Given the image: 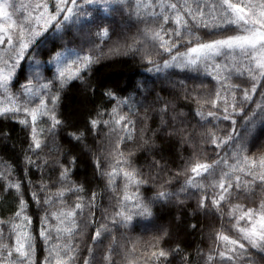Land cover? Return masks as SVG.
Listing matches in <instances>:
<instances>
[{"label": "snow or ice", "instance_id": "snow-or-ice-1", "mask_svg": "<svg viewBox=\"0 0 264 264\" xmlns=\"http://www.w3.org/2000/svg\"><path fill=\"white\" fill-rule=\"evenodd\" d=\"M8 122L0 264H264V0H0Z\"/></svg>", "mask_w": 264, "mask_h": 264}, {"label": "trees", "instance_id": "trees-1", "mask_svg": "<svg viewBox=\"0 0 264 264\" xmlns=\"http://www.w3.org/2000/svg\"><path fill=\"white\" fill-rule=\"evenodd\" d=\"M136 70H138L137 66L131 60H121L116 63L105 62L97 66L95 78L108 83H118L120 87H124L132 72ZM97 103H100L99 92H97L95 97H86L79 85L74 84L65 92L62 110L70 120L80 121L85 117L87 109L92 108ZM8 128L11 131L13 140L9 141L7 145L0 144V156H5L6 158L13 154V143L16 145V151L19 152L23 138V133L20 132L18 125L13 126L11 122H8ZM79 175L81 177L91 176V168H82ZM167 218L168 216L166 215L165 219ZM187 219H189V222H194L191 218ZM206 243V232L202 236L200 230L189 231L183 237V246L192 253L193 261H195L197 246L204 247Z\"/></svg>", "mask_w": 264, "mask_h": 264}]
</instances>
